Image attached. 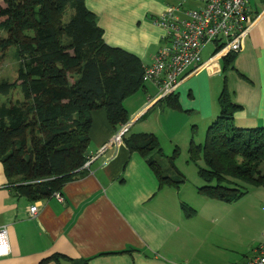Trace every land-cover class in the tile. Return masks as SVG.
Returning a JSON list of instances; mask_svg holds the SVG:
<instances>
[{
  "label": "crops",
  "instance_id": "crops-1",
  "mask_svg": "<svg viewBox=\"0 0 264 264\" xmlns=\"http://www.w3.org/2000/svg\"><path fill=\"white\" fill-rule=\"evenodd\" d=\"M187 1L84 0L87 9L96 14L106 44L137 57L143 67L153 64L161 44H165L162 40L165 32L155 24L157 19L168 9L180 6L179 15L184 18L187 12L204 7L207 0H190L195 9L184 8ZM249 6L251 16L259 14L241 43L233 70L223 72L224 57H221L187 75L176 91L180 110L160 102L170 111L168 117L165 118L164 110L158 109L155 122L148 119L159 104L147 106L149 100L157 97L158 89L153 83H146L143 90L124 101L129 121L117 131L109 124L104 110L93 113L89 161L125 125L129 129L120 143L95 161L86 162L89 164L85 167L86 177L62 188L59 195L63 201L56 194L33 203L19 197L11 191L0 163V230H7L9 246V253L0 258V264H40L53 256L63 259L49 264L205 263L200 254L208 252L217 241L214 238L211 241L217 230L211 217L212 205L203 201L205 197L197 189L193 193L183 192L186 179L178 188H161L147 161L149 157L130 153L123 138L150 134L159 140L157 128L161 124L164 127L170 117L175 119L178 112L197 114L206 129L220 115L219 100L225 82L232 101L241 108L232 123L241 129L264 128L263 0H251ZM215 53L203 51L202 62H209ZM194 131L195 126L193 134ZM160 160L166 168L170 167L169 160ZM34 205L37 213L31 216L29 210ZM198 205L206 214L200 215L195 209ZM183 206L195 214L188 217Z\"/></svg>",
  "mask_w": 264,
  "mask_h": 264
},
{
  "label": "trees",
  "instance_id": "trees-1",
  "mask_svg": "<svg viewBox=\"0 0 264 264\" xmlns=\"http://www.w3.org/2000/svg\"><path fill=\"white\" fill-rule=\"evenodd\" d=\"M97 23L84 0H0V60L14 48L18 63L16 80H3L0 94L20 89L22 95L0 103V163L11 191L30 203L53 198L66 184L86 177L93 113L104 110L117 131L129 121L124 101L145 88L142 62L107 45ZM235 58V53L224 56L223 72L233 70ZM176 95L161 102L180 110ZM220 95V115L204 144L191 141L190 159L204 183L197 188L200 196L229 205L264 186V128L236 127L232 121L241 108L226 82ZM123 142L130 153L149 157L161 188L184 182L173 174L176 169L156 136L131 134ZM200 158L204 166L197 164ZM182 209L188 217L195 214ZM61 259L53 256L40 264Z\"/></svg>",
  "mask_w": 264,
  "mask_h": 264
},
{
  "label": "rangeland",
  "instance_id": "rangeland-1",
  "mask_svg": "<svg viewBox=\"0 0 264 264\" xmlns=\"http://www.w3.org/2000/svg\"><path fill=\"white\" fill-rule=\"evenodd\" d=\"M189 2L190 0L185 3L184 8L195 9ZM68 14H70V11L67 13V17L65 16L66 19L68 18ZM162 46L164 44H161L160 47L162 48ZM216 49V45L209 44L203 51L204 54L209 53L213 55ZM14 52L15 49L10 48L5 53V57L0 60V83L3 80L10 83L16 80L18 63L14 58ZM187 95H185V99L187 98V100H184L183 103L184 111L187 110L185 109L187 108ZM17 99L22 100L20 89H15L7 95L0 94V103H10ZM158 109L165 111V118L170 113L164 104H159L147 116L152 122L156 120L155 114L156 111H159ZM198 120L199 116L190 111L187 114L185 112L183 114L178 112L175 119L170 117L165 121L164 127L161 124V128H157V135L159 136L163 155L171 158L169 159L170 163L176 169V172L173 174H180L186 179L182 188L183 192L190 191L193 193L198 187L204 185L198 175L197 166L190 159L191 141L194 140L195 144L201 146L206 140L208 127L204 129V126H201V122ZM194 126L195 131L193 134ZM197 164L204 166L203 159L200 158ZM203 199L205 203L212 205L211 208L214 211L211 213V217L214 219L215 228L217 229L211 239L212 242H214V239L217 240L212 243V248L209 250L212 253L208 251L200 254L201 259L205 262L204 264H237L252 259L255 256L254 251L264 243V186L254 189L239 201L229 205L227 203ZM195 209L198 210L200 215L206 214L202 211L200 205ZM199 221L203 222L201 219ZM202 222H199V224L201 225Z\"/></svg>",
  "mask_w": 264,
  "mask_h": 264
},
{
  "label": "built area",
  "instance_id": "built-area-1",
  "mask_svg": "<svg viewBox=\"0 0 264 264\" xmlns=\"http://www.w3.org/2000/svg\"><path fill=\"white\" fill-rule=\"evenodd\" d=\"M185 1V0H182ZM251 0H207L204 7L187 12L180 17V7H172L157 19L155 24L164 30L162 37L165 43L157 53L151 66L144 67L143 81L153 83L158 89L155 99L148 101L147 106L166 100L168 96L176 93L178 86L184 78L206 68L217 58L229 53H239L242 44L248 35L251 16ZM214 44L219 46V51L206 63L202 62L204 48ZM129 125H125L113 135L109 143L103 146L97 156L89 163L104 155L113 146L120 143L127 133ZM87 163L85 165L88 166ZM56 198L63 199L59 194ZM31 216L37 213V206L29 210ZM7 230H0V258L9 253ZM242 264H264V243L255 250V256Z\"/></svg>",
  "mask_w": 264,
  "mask_h": 264
}]
</instances>
